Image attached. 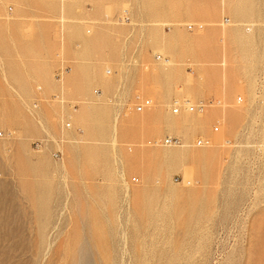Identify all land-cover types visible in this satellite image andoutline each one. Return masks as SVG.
<instances>
[{
    "label": "rangeland",
    "instance_id": "obj_1",
    "mask_svg": "<svg viewBox=\"0 0 264 264\" xmlns=\"http://www.w3.org/2000/svg\"><path fill=\"white\" fill-rule=\"evenodd\" d=\"M0 264H264V0H0Z\"/></svg>",
    "mask_w": 264,
    "mask_h": 264
},
{
    "label": "built area",
    "instance_id": "obj_2",
    "mask_svg": "<svg viewBox=\"0 0 264 264\" xmlns=\"http://www.w3.org/2000/svg\"><path fill=\"white\" fill-rule=\"evenodd\" d=\"M122 21H128V18L125 17L123 19H121ZM192 27V26H190ZM157 60H160V57L157 56L156 57ZM70 71L69 67H65L63 65H61L59 67V69H57L56 73H55V78L56 81L60 82L62 81L64 75L66 73H68ZM109 73V71H108ZM137 102L133 105V110L137 113H142L143 111H145L146 109L151 107V101L149 99H140L137 98L136 99ZM242 101L241 97L237 98V102L240 103ZM205 103H199L197 105H192L190 103H184L183 105H178L175 104L174 107L172 108V113L173 114H179L182 110H184L187 113H195V112H202L205 108ZM66 128H69V123L66 124ZM218 128L215 127V131H217ZM180 144V140L176 139V138H171V137H166L163 140H154V141H150L149 145L157 147V146H177ZM209 144V140L207 139H198L195 142V146L197 147H204L207 146ZM54 156L56 158H59V153H55ZM133 181H136V179H134Z\"/></svg>",
    "mask_w": 264,
    "mask_h": 264
},
{
    "label": "bare ground",
    "instance_id": "obj_3",
    "mask_svg": "<svg viewBox=\"0 0 264 264\" xmlns=\"http://www.w3.org/2000/svg\"><path fill=\"white\" fill-rule=\"evenodd\" d=\"M163 65H165V67L170 66V60H163ZM184 103H189V101H183ZM175 104H179V101H175ZM33 107H36L35 105ZM65 123V127L67 126ZM70 127V124H69ZM115 137V136H114ZM113 142H115V139L113 138L112 140ZM181 152V151H180ZM188 185L190 183L186 182ZM68 195H67V199H68ZM126 197H128V194H126ZM66 208V205L64 206ZM58 230L57 225H55L51 231H49L47 234H45V239L42 238V240L40 241L39 247L37 249L36 252V260H38L40 258V256L42 255V259H45V257H47L50 253L53 256L56 253V250L54 249L53 245H54V235L56 233V231Z\"/></svg>",
    "mask_w": 264,
    "mask_h": 264
}]
</instances>
